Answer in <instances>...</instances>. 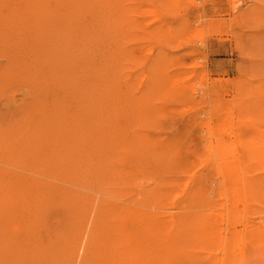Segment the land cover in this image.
<instances>
[{
    "label": "rangeland",
    "instance_id": "rangeland-1",
    "mask_svg": "<svg viewBox=\"0 0 264 264\" xmlns=\"http://www.w3.org/2000/svg\"><path fill=\"white\" fill-rule=\"evenodd\" d=\"M80 1L33 28L0 6V264H264L239 240L264 232V0ZM203 211L216 239H135Z\"/></svg>",
    "mask_w": 264,
    "mask_h": 264
},
{
    "label": "bare ground",
    "instance_id": "bare-ground-1",
    "mask_svg": "<svg viewBox=\"0 0 264 264\" xmlns=\"http://www.w3.org/2000/svg\"><path fill=\"white\" fill-rule=\"evenodd\" d=\"M3 1V0H2ZM11 1V0H10ZM15 1V0H14ZM70 1V0H69ZM83 1V0H82ZM82 1H80V3H82ZM46 2V0H19L18 2H16L15 4H14V7H13V3H10V2H8L7 1V3L9 4H12V6H10V5H7L6 4V2L4 1V3H5V5H7V6H10L9 8L7 7L6 8V6L4 5L3 6V8L4 9H6V10H4L5 12H3L4 14H3V16L1 15V11L3 10V8L2 7H0L1 9V13H0V15L4 18V21L3 20H1V21H3V24L4 23H9V21L11 20V21H13L12 19L13 18H15V16H16V14H19L20 13V11H22V12H25L23 15H24V17L27 19V21L25 22V24L27 23V22H31V25H30V27L31 28H33V26H34V24H35V21L33 20V18H34V16H36V15H38V13H40V11H41V13L44 11V9H47V10H50V7H48L47 8V6L45 5V4H47V3H45ZM85 2V1H84ZM0 3H1V1H0ZM3 3V4H4ZM89 4H94V2H88ZM97 3V2H96ZM2 4V5H3ZM88 4V5H89ZM2 5H0V6H2ZM43 7H42V6ZM84 5V4H83ZM68 6H70V5H68ZM67 6V7H68ZM82 6V5H81ZM96 6V4H94L93 5V7H95ZM98 6V5H97ZM13 7V8H12ZM42 8V9H41ZM57 8V7H56ZM84 8V7H83ZM96 8V7H95ZM22 9V10H21ZM54 11H55V9H54ZM58 11H60V10H58ZM75 11H78L79 12V10H77V9H75ZM37 12V13H36ZM46 12V11H45ZM82 12V11H81ZM51 13V12H50ZM65 13H67V11L65 12ZM83 13V12H82ZM96 13H97V11H96ZM52 14V13H51ZM73 14V13H72ZM77 14V13H76ZM75 14V15H76ZM74 15V16H75ZM22 16V15H21ZM40 16V15H39ZM13 17V18H12ZM23 17V16H22ZM38 17V16H37ZM95 17H99L98 15L97 16H94V19H95ZM19 18H20V16H19ZM65 18H69V17H67V16H65ZM21 19V18H20ZM29 19L31 20V21H29ZM96 19H98V18H96ZM25 20V19H24ZM15 21V20H14ZM34 21V22H33ZM24 23V22H23ZM37 24V23H36ZM10 25V24H9ZM27 25V24H26ZM38 25V24H37ZM91 25H93V24H91ZM20 26V25H19ZM22 29V28H21ZM95 29V28H94ZM83 30V29H82ZM25 31V30H24ZM95 31V30H94ZM25 34V33H24ZM68 36V35H67ZM64 38V37H63ZM65 39H67V38H65ZM29 44V43H28ZM35 46V45H34ZM53 98V97H52ZM51 98V99H52ZM62 99V98H61ZM48 101V100H47ZM51 101V100H50ZM51 103V102H50ZM76 103V102H75ZM86 105H88V103L86 104ZM90 107V106H89ZM51 108V107H50ZM48 109V108H47ZM53 109V108H52ZM51 109V110H52ZM43 110V109H42ZM41 110V111H42ZM50 110V109H49ZM47 111V110H46ZM52 111H54V110H52ZM55 113H56V111H54ZM63 112V111H62ZM48 114V113H47ZM60 114H61V111H60ZM59 115V114H58ZM57 115V113H56V116H58ZM55 116V117H56ZM61 116V115H60ZM49 117V116H48ZM55 117H54V120L53 121H55ZM62 118V117H61ZM89 119V118H88ZM41 120V119H40ZM56 120H58V119H56ZM80 120V119H79ZM84 120V119H83ZM52 121V122H53ZM91 121V120H90ZM56 122V121H55ZM50 124V123H49ZM59 123H57V125H58ZM61 124V123H60ZM64 124V123H63ZM83 124V123H82ZM44 125V127H45V124H43ZM79 125V124H78ZM56 126V125H55ZM59 126H61V125H59ZM43 127V128H44ZM42 128V129H43ZM59 128V127H58ZM61 128H62V126H61ZM27 129V128H26ZM30 129V128H29ZM49 129H50V127H49ZM75 129V128H74ZM80 129V128H79ZM20 130V128L19 127H12V128H10V130L8 131V133H14V132H18ZM30 130H32V129H30ZM45 130V129H44ZM62 130V129H61ZM69 130V129H68ZM66 131H67V129H66ZM76 130H74L73 132H75ZM38 132H39V130H38ZM45 132V131H44ZM43 132V133H44ZM49 132V131H48ZM68 132H70V131H68ZM66 133V132H65ZM72 133V132H71ZM67 134V133H66ZM74 134V133H73ZM73 134H72V136H73ZM58 135V134H57ZM71 135V134H70ZM88 135V134H87ZM67 136H69V135H67ZM75 136V135H74ZM76 136H77V133H76ZM75 136V138H77ZM101 136V135H100ZM260 136V135H259ZM13 137H15V135H13ZM70 137V136H69ZM84 137H86V136H84ZM89 137V136H88ZM238 137H240V136H238ZM261 137V136H260ZM53 138V137H52ZM80 138H82V137H80ZM104 138H106V137H104ZM255 138H257V137H255ZM254 138V139H255ZM84 139V138H83ZM103 139V138H102ZM249 139V138H248ZM251 139V138H250ZM104 140V139H103ZM246 140V139H245ZM89 141V140H88ZM256 141V140H255ZM84 142H85V140H84ZM86 142H87V140H86ZM92 142V141H91ZM248 143H247V145H248V148H250V150L252 149L253 151L251 152V154H253V155H257V154H264V145H262V146H260L259 145V147H258V142H260V141H256L257 143H251L252 142V140L250 141H247ZM102 143V142H101ZM101 143H100V145H101ZM250 143V144H249ZM261 143V142H260ZM14 144L15 145H17V148L16 149H19L20 148V138H17V142H14ZM91 144V143H90ZM242 145V144H241ZM239 146V147H241L242 148V146ZM246 145V143L244 144V146ZM250 145V146H249ZM11 146V145H10ZM87 146H88V144H87ZM94 146V145H93ZM69 147V146H68ZM89 147H91V146H89ZM95 147V146H94ZM98 148H99V146H97ZM57 148V147H56ZM70 148V147H69ZM69 148H67V150H69ZM76 148V147H75ZM246 148V150H247V146L245 147ZM244 148V149H245ZM91 149H92V147H91ZM95 149V148H94ZM76 150H78V149H76ZM75 150V151H76ZM97 151H96V153L98 152V149H96ZM102 150V149H101ZM104 150V149H103ZM246 150H244V151H246ZM100 151V150H99ZM242 151V150H241ZM240 151V152H241ZM248 152H249V149L247 150ZM14 153H11V155L10 156H8V158H10V159H12L13 160V158L15 159L16 157H18L19 156V153H15V151H13ZM21 152V151H20ZM250 152H249V154L247 153V152H245L246 154H248L247 156L248 157H250V156H253V155H251L250 154ZM24 153V152H23ZM70 153H71V151H70ZM99 153V152H98ZM103 153V152H102ZM243 153V152H242ZM255 153V154H254ZM57 154V153H56ZM21 155V154H20ZM88 155V154H87ZM250 155V156H249ZM94 156V155H93ZM102 156V155H101ZM259 156V155H258ZM261 156V155H260ZM247 157V158H248ZM43 158V157H42ZM67 158V157H66ZM99 158V157H98ZM253 158V157H252ZM262 158H264V157H262ZM21 159V158H20ZM256 159V158H255ZM26 161H29V163L30 162H32V163H34V164H37V160L36 159H34V156L33 157H29V158H26L25 159ZM248 161V163H249V161H250V159H247ZM257 160V159H256ZM19 161V160H18ZM41 161V160H40ZM39 161V162H40ZM47 161H49V160H47ZM57 161V160H56ZM222 161V160H221ZM252 162H253V159L251 160ZM260 161H261V159H260ZM262 161H264V159H262ZM38 162V163H39ZM216 162V161H215ZM225 162H226V160H225ZM228 162V161H227ZM226 162V163H227ZM251 162V163H252ZM254 162H255V160H254ZM23 163V162H22ZM31 163V164H32ZM56 163V162H55ZM106 163H107V160H106ZM223 161L221 162V165L223 166ZM235 163V162H234ZM250 163V164H251ZM256 163V162H255ZM24 164V163H23ZM49 164V163H48ZM220 164V163H219ZM249 164V165H250ZM27 165V164H26ZM225 165V164H224ZM235 165V164H234ZM233 165V166H234ZM247 165V164H246ZM29 166V165H28ZM218 166V165H217ZM30 167V166H29ZM37 168V167H36ZM40 168V167H39ZM223 168V167H222ZM225 168V167H224ZM230 168H231V166H230ZM233 168V167H232ZM232 168H231V170H232ZM25 169V168H24ZM110 169V168H109ZM226 169V168H225ZM224 169V170H225ZM103 170V169H102ZM48 171V170H47ZM58 171V170H57ZM227 171V170H226ZM110 172V171H109ZM4 173V172H3ZM42 173V172H41ZM229 173H230V169H229ZM99 174H101V173H99ZM104 174V173H103ZM228 174V173H227ZM231 174H233L234 175V173L232 172ZM5 175V174H4ZM223 176H225V175H223ZM97 177V176H96ZM100 177V176H99ZM242 177H244V176H242ZM230 178V177H229ZM259 178V177H258ZM102 179V178H101ZM105 179V178H104ZM8 180V179H7ZM230 180V179H229ZM247 180V179H246ZM256 180H258V179H256ZM103 181V180H102ZM242 181H243V179H242ZM34 182H35V180H34ZM110 182V181H109ZM238 182V181H237ZM236 182V183H237ZM31 183V182H30ZM33 183V182H32ZM243 183V182H242ZM246 183V182H245ZM250 184H251V182H249ZM257 184V181H254V184ZM252 184H253V182H252ZM2 185V184H1ZM23 185V184H22ZM244 185V184H243ZM6 187V186H5ZM23 187V186H22ZM247 187V186H246ZM25 188V187H24ZM245 187H243V189H244ZM1 191V190H0ZM199 191V190H198ZM251 191V190H250ZM40 192V191H39ZM253 192V191H252ZM8 191H6L5 193H4V195H3V197H6V199H8ZM198 193V192H197ZM200 193V192H199ZM244 193H245V195H246V192L244 191ZM2 194V193H1ZM195 194V193H194ZM194 194H191V195H194ZM252 194V193H251ZM254 194V193H253ZM252 194V195H253ZM216 196H220L219 194H217ZM2 197V198H3ZM14 197H15V195H14ZM188 197H189V195H188ZM188 197H187V199H188ZM244 197V195L242 196V198ZM244 199H245V197H244ZM10 200V199H9ZM14 200V199H13ZM13 200H11V201H13ZM3 202H4V200H3ZM5 203V202H4ZM11 203V202H10ZM9 203V204H10ZM15 204V203H14ZM234 205V204H233ZM252 205V204H251ZM116 206V205H115ZM9 207V206H8ZM7 208V207H6ZM209 208V207H208ZM11 209V208H10ZM110 211V210H109ZM9 212V211H8ZM88 212V211H87ZM97 212V211H96ZM182 213V212H181ZM206 213V212H205ZM204 213V211L203 212H198V213H196V214H193V213H187V212H185L184 214H183V216L181 215L180 217H171V219H169V222H166V223H164V222H161V225H159L158 224V222H156L155 224H153V225H151L152 224V219L151 218H149V217H147V218H149L146 222H144L143 220H138L137 221V223L138 224H136L137 226H135L136 227V232H135V234H136V237H135V239L136 240H141V241H151V240H157V242H158V240H163V239H165L166 237L167 238H169V239H166V240H170V241H173V243L174 244H178V243H185V242H189V241H205V240H208V237L210 238V240L211 239H216V237H217V235H216V226H215V224H214V220H215V218H214V216H209L208 214H205ZM86 214V213H85ZM102 215H103V213H102ZM83 216V215H82ZM81 216V217H82ZM207 217V218H206ZM5 219H6V217H5ZM96 219H99L100 220V222H101V219H100V217L98 218H96ZM144 219H146V218H144ZM210 219H213V221L212 220H210ZM99 220H95V222H97V221H99ZM209 220V221H208ZM142 221H143V223H142ZM82 222V221H81ZM98 223V222H97ZM102 224H101V230H100V232H99V235L97 234V236L101 239L100 240V242L102 241V242H104L103 244L105 245H107V244H110V245H112V246H114L115 245V243H116V237H114L113 236V232H112V227L110 228V226H109V229H107V227H108V223H109V220L107 221V220H105V217L104 218H102V222H101ZM110 224H111V222H110ZM94 225L96 226V224L94 223ZM113 225V224H112ZM132 225V224H131ZM14 226V225H13ZM13 226H11L12 228H13ZM100 226V225H99ZM114 226V225H113ZM126 226V225H125ZM79 227V226H78ZM82 227V226H81ZM115 228H118V227H116V226H114ZM126 227H128V226H126ZM106 228V229H105ZM95 229H96V227H95ZM150 230H151V232H153V234H155V235H158V237H155V236H153V237H151L150 236V234H149V232H150ZM210 230H211V232H210ZM95 231V230H94ZM15 232V231H14ZM93 232V231H92ZM251 232L252 231H250V229L249 230H244L243 231V234L242 235H240L241 237H240V239L239 240H242V242L244 243H251V244H253V243H259V244H262V245H264V232H262V233H260V234H251ZM95 233H97V231L95 232ZM95 233H94V235H95ZM33 234V233H32ZM159 234H161V236H159ZM162 234H164V235H166V234H168V236H164V235H162ZM207 235V236H206ZM5 236V235H4ZM150 236V237H149ZM214 236H216V237H214ZM93 236H91V238H92ZM220 238V237H219ZM12 239V238H11ZM97 239V238H96ZM221 239V238H220ZM219 239V240H220ZM90 240V239H89ZM95 240V239H94ZM231 240V239H230ZM10 241V240H9ZM12 241V240H11ZM68 241V240H67ZM140 241V242H141ZM73 242V241H72ZM89 242V241H88ZM94 242V241H93ZM99 241H98V243H100ZM102 242H101V244H102ZM241 242V241H240ZM67 243H69V241L67 242ZM224 243V242H223ZM77 244V243H76ZM145 244V243H144ZM72 245V244H71ZM88 245V244H87ZM95 245V244H94ZM69 246H70V244H69ZM73 246V245H72ZM83 246H84V244H83ZM109 245H107V247H108ZM106 247V246H105ZM104 247V248H105ZM109 247H111V246H109ZM262 247H264V246H262ZM262 247H261V249H262ZM90 248V247H89ZM93 248V247H92ZM109 249H111V248H108V249H106L107 251L109 250ZM85 250V249H84ZM90 250H93V249H90ZM101 250H102V248H101ZM101 250H100V252H101ZM94 251V250H93ZM99 251V250H98ZM112 250H109V252H106V253H110ZM115 251V250H114ZM91 252V251H90ZM116 252V251H115ZM114 252V253H115ZM105 253V254H106ZM114 253L113 254H111V255H109L110 257H112L113 259H115V255H116V253H115V255H114ZM101 254H103V253H101ZM104 255V254H103ZM107 255V254H106ZM105 255V257H107ZM95 257H96V255H95ZM112 258H109V257H107V258H105L106 260H107V263H111V259ZM105 259H101L102 260V262H104L105 261ZM104 260V261H103ZM95 261V260H94ZM99 261V260H98ZM101 262V263H102ZM104 264V263H103Z\"/></svg>",
    "mask_w": 264,
    "mask_h": 264
}]
</instances>
